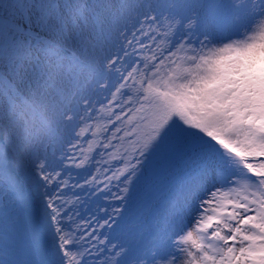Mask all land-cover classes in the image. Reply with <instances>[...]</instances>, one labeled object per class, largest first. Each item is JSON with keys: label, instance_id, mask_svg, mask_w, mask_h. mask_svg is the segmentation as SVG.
I'll use <instances>...</instances> for the list:
<instances>
[{"label": "snow or ice", "instance_id": "obj_1", "mask_svg": "<svg viewBox=\"0 0 264 264\" xmlns=\"http://www.w3.org/2000/svg\"><path fill=\"white\" fill-rule=\"evenodd\" d=\"M101 255L264 264V0H0V264Z\"/></svg>", "mask_w": 264, "mask_h": 264}, {"label": "rangeland", "instance_id": "obj_2", "mask_svg": "<svg viewBox=\"0 0 264 264\" xmlns=\"http://www.w3.org/2000/svg\"><path fill=\"white\" fill-rule=\"evenodd\" d=\"M90 171H93V170H90ZM84 176H85V173L81 171L80 183H83ZM101 179H103L102 176H101ZM68 195L71 196V192H69ZM109 202L110 201L105 199L103 193H101L100 195H95L91 197L90 199H87L83 207L80 208L81 215L83 217H87L89 214L97 212L98 208L106 207ZM112 235L115 236L116 233H113ZM97 264H103V255L100 256L99 261H97Z\"/></svg>", "mask_w": 264, "mask_h": 264}]
</instances>
